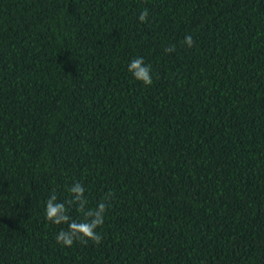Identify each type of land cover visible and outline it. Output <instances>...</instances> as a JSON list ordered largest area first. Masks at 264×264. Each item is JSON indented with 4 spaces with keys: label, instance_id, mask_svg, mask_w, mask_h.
Returning <instances> with one entry per match:
<instances>
[{
    "label": "trees",
    "instance_id": "obj_1",
    "mask_svg": "<svg viewBox=\"0 0 264 264\" xmlns=\"http://www.w3.org/2000/svg\"><path fill=\"white\" fill-rule=\"evenodd\" d=\"M0 264H264V0H0Z\"/></svg>",
    "mask_w": 264,
    "mask_h": 264
},
{
    "label": "clouds",
    "instance_id": "obj_2",
    "mask_svg": "<svg viewBox=\"0 0 264 264\" xmlns=\"http://www.w3.org/2000/svg\"><path fill=\"white\" fill-rule=\"evenodd\" d=\"M149 15L148 9H144L140 15L139 20L141 22H145ZM184 43L191 47L194 44L192 36L186 35L184 37ZM171 48H166L165 51H171ZM134 79L141 81L143 84L147 86H151L153 83V79L151 76V68L150 65L145 64L143 57H136L130 61L128 64V69ZM79 191L83 192V188H79ZM56 196L53 194L47 201H46V208H45V216L46 219L59 224L61 222L67 223L69 221V216L66 214V209L64 203H56ZM105 210V205L101 203L99 205V210L94 214V218L91 220L86 219L83 222L77 223L72 222L69 224V228L67 231H61L56 236V241L62 245L71 246L75 240H91L96 244H99L102 240L100 234H98L95 229L98 225L103 223L102 213ZM84 240V242H87Z\"/></svg>",
    "mask_w": 264,
    "mask_h": 264
}]
</instances>
